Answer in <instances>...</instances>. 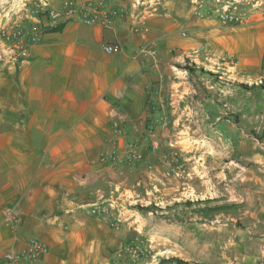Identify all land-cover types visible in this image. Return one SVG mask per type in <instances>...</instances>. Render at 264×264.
Here are the masks:
<instances>
[{"label": "crops", "instance_id": "0c3cea01", "mask_svg": "<svg viewBox=\"0 0 264 264\" xmlns=\"http://www.w3.org/2000/svg\"><path fill=\"white\" fill-rule=\"evenodd\" d=\"M251 17L242 26L208 17L187 22L183 7L165 2L137 31L128 21L107 27L67 21L43 32L19 64L0 59V264L5 252L23 251L31 238L47 246L36 264L107 263L119 231L106 218L90 215L89 207L99 192L112 189L111 180L120 173L110 161L99 160L100 154L128 139H149L143 125L147 110L156 113L171 92L170 84L180 83L172 75L177 51L194 50V61L215 71L258 74L264 15ZM105 44L117 49L108 53ZM139 46L151 53L135 54ZM155 131L163 137V127ZM171 161L169 154L145 153L142 161L123 169L130 172L133 186L142 174L148 180L162 177L160 173L173 168ZM178 167L199 177L216 169L218 162ZM233 169L226 163L215 182L181 173L179 190L196 194L204 191L198 184L207 182L206 192L212 193ZM5 209L16 210L15 225L3 222ZM258 215L260 231L248 224L241 245H236L242 259L228 258V264H264V190Z\"/></svg>", "mask_w": 264, "mask_h": 264}, {"label": "rangeland", "instance_id": "374dc122", "mask_svg": "<svg viewBox=\"0 0 264 264\" xmlns=\"http://www.w3.org/2000/svg\"><path fill=\"white\" fill-rule=\"evenodd\" d=\"M47 1L57 5L62 0ZM122 1L127 8L149 14L161 11L165 2L180 5L187 22L208 17L222 25L242 26L250 22L251 16L264 15V0H145L143 4L139 2V8L131 5L135 0ZM221 14L234 21L222 23ZM42 18L38 0H0V31L16 25L29 28L34 20ZM177 54L172 75L180 83L170 84L171 92L166 102L155 109L156 113L148 105L143 125L149 139H128L121 147L113 144L102 151L104 161H110L120 173L118 179L112 178V189L107 187L99 192V198L89 207L90 215L106 218L119 231L116 250L105 264H159L160 259L172 257L185 264L232 263L228 258L240 262L242 250L236 245H241L246 227L256 224L260 231L258 208L264 190V53L258 74L215 71L198 65L193 59L194 50ZM186 58L205 70L217 72L222 82L215 83L198 69L190 75L183 67ZM233 59L236 61L237 57ZM157 127H163L162 138L155 135ZM145 153L169 154L173 168L152 180L142 174L141 182L131 186L130 172L123 168L142 161ZM211 154L230 157L219 160L210 158ZM257 155L260 156L255 159ZM211 161L218 162V167L207 171L206 176L201 173L198 177L191 170L185 172L215 182L223 166L229 163L233 172L227 174L228 179L218 181L214 192H206L207 182L198 184L203 192L179 190L178 181L185 172L178 165L184 163L191 168ZM244 176L247 181H243ZM187 200L192 204H185ZM223 204L230 206L214 209ZM146 206L154 208L146 210ZM96 208L99 211H94Z\"/></svg>", "mask_w": 264, "mask_h": 264}, {"label": "built area", "instance_id": "2783aa9c", "mask_svg": "<svg viewBox=\"0 0 264 264\" xmlns=\"http://www.w3.org/2000/svg\"><path fill=\"white\" fill-rule=\"evenodd\" d=\"M145 0H135L131 5L138 7ZM38 5L43 13L42 19L34 20L29 28L16 25L11 28H4L0 31V54L3 59L19 64L29 56V48L32 44L40 41L43 32L57 27L67 21H76L85 25H98L101 27L110 26L116 22L128 21L133 31H137L147 17L152 14L145 10L134 11L124 4H118L116 0H62L54 5L47 0H38ZM139 8V7H138ZM222 23L234 21V18L227 14L220 15ZM114 44H105L104 50L108 53L116 50ZM151 49L139 46L135 54L147 56ZM153 142V146H155ZM106 156L102 153L99 160L104 161ZM99 211L95 209L94 211ZM3 222L13 226L18 221V214L14 209H5L2 212ZM47 251V246L38 238H31L27 247L21 252L7 251L3 254L2 264H36L40 254Z\"/></svg>", "mask_w": 264, "mask_h": 264}, {"label": "trees", "instance_id": "16d2710c", "mask_svg": "<svg viewBox=\"0 0 264 264\" xmlns=\"http://www.w3.org/2000/svg\"><path fill=\"white\" fill-rule=\"evenodd\" d=\"M60 26L61 25H59L57 27H54V28H51V29H48V30H54V29L59 28ZM183 67L190 73V75H193L195 73L196 69H198L201 73L207 74L208 76H210L215 83L218 84V83H221L222 82V80L218 77L217 72L205 70L204 68H202L201 66H198L194 62H191L187 58L185 60V64L183 65ZM236 84H238L241 87L248 88V89L253 88L252 86L251 87L247 86V84H241V83H236ZM184 203L185 204H189V205L192 204V202H190L188 200L186 202H184ZM229 206H230V204H227V205L226 204L225 205L223 204V205H220V206L215 207L214 209L215 210L224 209V208L229 207ZM149 208H154V207L153 206H146L145 207L146 210L149 209ZM173 263H175V264H185L186 262H184L183 260H180L178 258H174V257L160 259V261H159V264H173Z\"/></svg>", "mask_w": 264, "mask_h": 264}]
</instances>
